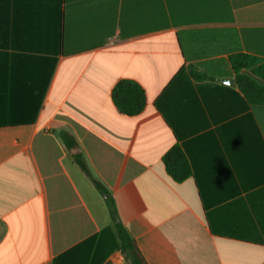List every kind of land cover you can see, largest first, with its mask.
Here are the masks:
<instances>
[{"label":"crops","instance_id":"1","mask_svg":"<svg viewBox=\"0 0 264 264\" xmlns=\"http://www.w3.org/2000/svg\"><path fill=\"white\" fill-rule=\"evenodd\" d=\"M237 54L264 61V0H0V264H94L113 224L95 181L149 264H264V106Z\"/></svg>","mask_w":264,"mask_h":264},{"label":"trees","instance_id":"2","mask_svg":"<svg viewBox=\"0 0 264 264\" xmlns=\"http://www.w3.org/2000/svg\"><path fill=\"white\" fill-rule=\"evenodd\" d=\"M230 62L236 75L238 87L248 103L254 106H264V61L253 56L237 54L231 58ZM113 99L120 112L127 116H137L146 107L144 89L131 80H122L115 86ZM63 137L70 148L76 146L74 139L65 135ZM75 159L80 167L88 173L83 158L77 155ZM163 162L167 172L176 182H183L192 176V168L182 147L179 145L173 147L163 157ZM95 185L106 196V205L113 224L111 228L104 230L98 238L94 250V264L97 260L106 258L115 250L122 253L127 264H149L138 244L132 239L122 223L114 199L101 183L95 181ZM100 256H104V258Z\"/></svg>","mask_w":264,"mask_h":264},{"label":"water","instance_id":"3","mask_svg":"<svg viewBox=\"0 0 264 264\" xmlns=\"http://www.w3.org/2000/svg\"><path fill=\"white\" fill-rule=\"evenodd\" d=\"M223 83L231 85V86H236V80L235 79H227V80H222Z\"/></svg>","mask_w":264,"mask_h":264}]
</instances>
